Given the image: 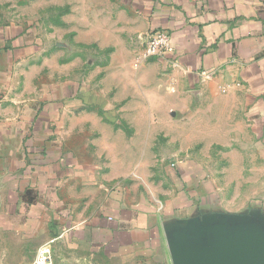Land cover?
<instances>
[{"label": "crops", "instance_id": "0c3cea01", "mask_svg": "<svg viewBox=\"0 0 264 264\" xmlns=\"http://www.w3.org/2000/svg\"><path fill=\"white\" fill-rule=\"evenodd\" d=\"M77 1L44 30L31 0H0V264L52 239L54 264H172L164 225L223 210L208 171L228 169L156 153L229 132L231 171L245 132L264 156V0ZM154 30L173 53L140 60L134 38ZM157 169L164 199L121 181Z\"/></svg>", "mask_w": 264, "mask_h": 264}, {"label": "rangeland", "instance_id": "374dc122", "mask_svg": "<svg viewBox=\"0 0 264 264\" xmlns=\"http://www.w3.org/2000/svg\"><path fill=\"white\" fill-rule=\"evenodd\" d=\"M31 4L35 7H32V16H35V24H38L42 29L45 30V24H47V19L51 13V6H54L55 2H64L69 7H71L70 2L72 0H31ZM121 0H78V7L89 9L90 7H97L102 9L103 7L111 5H117ZM38 6V7H37ZM48 6V7H46ZM50 7V9H49ZM44 9L39 12V9ZM50 10V11H49ZM57 10L53 8V11ZM35 12V13H34ZM50 12V13H49ZM39 15V16H38ZM216 134V133H215ZM214 134V136H215ZM224 137L219 139L223 142V145L213 146L209 151L203 149L196 145V147L190 149V154H175L171 155H160L157 154V158H163L162 161L164 165H174L184 162L187 159H196L199 160L202 164H205L208 168H216V166L221 165L226 167L225 171L212 170L208 171L210 177L216 183V190L219 198L224 200L221 209L218 211L230 212V213H242L253 208L261 209L264 211V156L258 152L257 149V139L252 137L251 134L242 133V138L239 142L240 155L237 159L240 161L239 169L231 170L230 165L232 159H229L230 149H231V139L229 132L223 134ZM194 140V136H192ZM212 141V138H208V143ZM215 141V137L213 139ZM202 146V145H201ZM172 150V147H169ZM177 150V148H175ZM236 162V161H233ZM131 176L128 179L121 180L124 181V186L127 187L134 186V182L142 181V184L137 187L139 194H144L148 199L151 197H160L164 199L163 192H161L160 184L162 179L166 178V173L160 170H150L146 171H132ZM117 180L113 184L122 182ZM150 181V182H148ZM135 184H139L136 182ZM164 190H169V182L164 181L162 186ZM155 192L158 194H155ZM153 201V200H151ZM218 207V208H219ZM215 209V207H210ZM225 209V210H224ZM217 211V210H213ZM168 249V246H167ZM169 256L172 262L170 251L168 249ZM106 259H104L105 261ZM101 264H116L113 261H103L98 260ZM173 264V263H172Z\"/></svg>", "mask_w": 264, "mask_h": 264}, {"label": "water", "instance_id": "95a60500", "mask_svg": "<svg viewBox=\"0 0 264 264\" xmlns=\"http://www.w3.org/2000/svg\"><path fill=\"white\" fill-rule=\"evenodd\" d=\"M173 264H264V211H212L164 225Z\"/></svg>", "mask_w": 264, "mask_h": 264}, {"label": "built area", "instance_id": "2783aa9c", "mask_svg": "<svg viewBox=\"0 0 264 264\" xmlns=\"http://www.w3.org/2000/svg\"><path fill=\"white\" fill-rule=\"evenodd\" d=\"M134 43L139 48V59L166 58L173 53L172 36L167 31L154 30L139 34L134 38ZM203 76H209L203 73ZM56 239H52L38 249L32 264H54V247Z\"/></svg>", "mask_w": 264, "mask_h": 264}, {"label": "trees", "instance_id": "16d2710c", "mask_svg": "<svg viewBox=\"0 0 264 264\" xmlns=\"http://www.w3.org/2000/svg\"><path fill=\"white\" fill-rule=\"evenodd\" d=\"M63 12H64V13L69 12V7L63 8Z\"/></svg>", "mask_w": 264, "mask_h": 264}]
</instances>
